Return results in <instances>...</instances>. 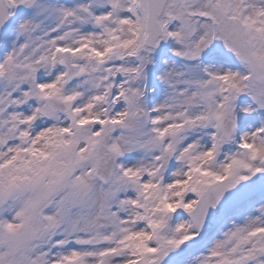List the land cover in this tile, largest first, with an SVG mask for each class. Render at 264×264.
<instances>
[{"label": "snow or ice", "instance_id": "1", "mask_svg": "<svg viewBox=\"0 0 264 264\" xmlns=\"http://www.w3.org/2000/svg\"><path fill=\"white\" fill-rule=\"evenodd\" d=\"M0 264H264V0H0Z\"/></svg>", "mask_w": 264, "mask_h": 264}]
</instances>
